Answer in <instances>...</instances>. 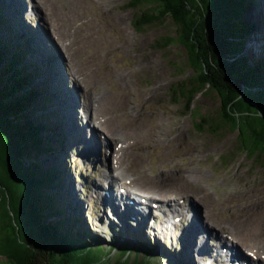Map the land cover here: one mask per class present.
I'll return each mask as SVG.
<instances>
[{"label": "rangeland", "instance_id": "1", "mask_svg": "<svg viewBox=\"0 0 264 264\" xmlns=\"http://www.w3.org/2000/svg\"><path fill=\"white\" fill-rule=\"evenodd\" d=\"M40 1V9L37 0L0 4L15 31L26 23L37 30L35 40L47 55L41 69L61 81H52L58 97L51 122L65 136L64 149L43 152L37 162L58 171L66 216L103 249L124 243L147 249L148 264H236L226 241L243 256L241 245L264 248V155L250 158L238 148L237 132L210 127L219 107L216 94L197 92L187 108L177 90L190 87L194 72L184 47L170 40L177 37L170 17L138 30L133 21L151 8L144 2L98 0L100 10L94 0ZM254 1L246 15L255 29L244 49L252 59L264 52V0ZM110 15L117 25L109 23ZM91 100L103 106L101 112ZM118 146L119 165L112 162ZM110 167L122 177L113 179ZM5 171L0 168V242L12 235L7 224L14 210L6 204L17 190V181L7 185ZM113 180L125 188L131 181L132 192L125 190L124 199ZM166 195L180 199L160 209ZM134 196L149 202L140 205ZM2 257L0 264H12Z\"/></svg>", "mask_w": 264, "mask_h": 264}, {"label": "trees", "instance_id": "2", "mask_svg": "<svg viewBox=\"0 0 264 264\" xmlns=\"http://www.w3.org/2000/svg\"><path fill=\"white\" fill-rule=\"evenodd\" d=\"M136 1L151 8L135 18L134 27L141 30L142 24L170 16L177 26L176 40L185 46L189 62L196 68L202 60L211 73L202 79L206 82L208 78L216 87L223 101V117L233 130L239 129L243 149L264 153V117L260 116L264 114V52L256 59L244 52L255 29L246 13L255 1ZM3 12L0 4V167L5 166L8 186L17 181L13 193L6 187L17 228L8 218L12 235L0 242V254L9 253L10 241L17 234L23 255L29 259L26 264H36V258L41 264H148L151 252L147 249L130 243L103 249L93 243L92 236L79 230L76 220L67 217L60 206L58 171L43 170L37 161L43 152L64 149L65 136L51 122L58 97L52 83L59 86L61 81L56 74L51 76L54 71L47 74L41 69L47 64L46 46L35 40L37 30L26 23L22 31H15L11 17ZM198 89L193 83L190 89L177 90L187 108ZM241 90L243 97L238 98ZM13 172L18 174L15 180Z\"/></svg>", "mask_w": 264, "mask_h": 264}, {"label": "water", "instance_id": "3", "mask_svg": "<svg viewBox=\"0 0 264 264\" xmlns=\"http://www.w3.org/2000/svg\"><path fill=\"white\" fill-rule=\"evenodd\" d=\"M198 1V0H197ZM153 6V5H152ZM187 9H189V11H192L194 12V10L190 7V6H187ZM168 15L166 16H163L161 17L160 19L164 18V17H167ZM170 17V16H168ZM159 19V20H160ZM171 19V18H170ZM172 20V19H171ZM173 24L175 25L174 21L172 20ZM176 27V33H177V37H178V32H177V26L175 25ZM177 37L176 38H171L170 40L173 41V42H176L178 44H180L179 42H177ZM182 45V44H181ZM183 46V45H182ZM184 49H185V52H186V62H187V65L192 69V71L194 72L193 76L191 77V80H190V87L189 88H186V89H190L193 85V83H195L199 89L197 90V92H200V93H205V92H209L211 94H216L219 98V107L217 109V116L212 119L213 120V123L210 124V127H212L213 129L218 126V127H221L223 126L224 128H227V129H230L232 130L233 132H237V140L239 142V145H238V148L243 151L246 155H248L250 158H254V157H261V155H264V153H259V152H256L254 154H252L250 151H245L243 149V146L240 142V132H239V129H236V130H233L231 128V126L227 125V122L225 120V118L223 117V101H222V98L221 96L219 95V93L217 92V89L216 87L212 86L211 82L209 81V79H205L206 82H204V79H202V76H209L211 77V73L207 72L206 71V68H205V63L200 60L199 61V65L195 68L193 67V65L189 62V59H188V53H187V50L185 48V46H183ZM196 52V51H195ZM198 52V50H197ZM185 88V87H184ZM197 92H193V94H196ZM192 94V95H193ZM191 95V96H192ZM243 97V94H242V90L240 91V95L238 98H242ZM192 98V97H190ZM191 100V99H190ZM190 106V104H189ZM188 106V107H189ZM230 106V105H229ZM228 106V107H229ZM227 107V108H228ZM261 117H264V114H260ZM2 132V126H1V123H0V134ZM1 160V159H0ZM2 163V162H1ZM1 163H0V166H1ZM5 167V166H2V168ZM1 168V167H0ZM13 178H16V174L13 173ZM1 186V185H0ZM2 189V187H1ZM3 201V200H2ZM1 201V202H2ZM9 208H10V204H9V200H8V203L6 204ZM10 215L8 216V218H11L12 219V225L13 226H16L15 222H14V215H13V211H11L10 209ZM17 228V226H16ZM14 240V241H13ZM12 241H10V247H11V250L9 251L8 254L4 255L3 260L8 262V263H12V264H26L25 261H28L29 259L28 258H25L24 255H23V251L21 250L22 247L20 248V246H22V240L19 239L18 235L16 234V238H14ZM19 254H21V256H19ZM33 261V260H32ZM35 263L36 264H41V261L39 260L38 261V258L35 259ZM29 264V263H28Z\"/></svg>", "mask_w": 264, "mask_h": 264}, {"label": "bare ground", "instance_id": "4", "mask_svg": "<svg viewBox=\"0 0 264 264\" xmlns=\"http://www.w3.org/2000/svg\"><path fill=\"white\" fill-rule=\"evenodd\" d=\"M90 1V0H89ZM90 2H92V1H90ZM89 2V3H90ZM88 3V2H87ZM92 3H95L96 5H99V6H97V7H99V9L100 10H102V8H100V3H99V1L98 0H94ZM91 3V4H92ZM42 4V5H41ZM40 5H41V7L43 6L44 7V3H42L40 0H37V3H36V7L38 8V9H40ZM87 5V4H86ZM90 5V4H89ZM93 5V4H92ZM91 5V6H92ZM102 6V5H101ZM95 7V6H94ZM87 8V7H86ZM45 9V8H44ZM96 9V8H95ZM105 10V9H104ZM100 13V12H99ZM106 13V12H105ZM85 15H86V13H85ZM108 21H109V23L110 24H112V25H117V18H115V15H110V17L108 18ZM97 33V32H96ZM102 34V33H101ZM64 47V49H65V46H63ZM66 50V49H65ZM64 50V51H65ZM65 53V52H64ZM66 55H67V53H66ZM67 57H68V60H69V66H70V62H71V60H70V57H69V54L67 55ZM71 67V66H70ZM92 101V100H91ZM95 103L97 104V106H95ZM92 104H93V106L95 107V109H96V111H97V113L100 111L101 112V110H102V108H101V110H99L100 109V107H103L101 104H98V101H92ZM103 105H104V103H103ZM88 106H89V101H88ZM108 111H110V109L108 110ZM95 113V112H94ZM99 115H101L100 113H99ZM109 116V115H108ZM97 125H99V123L97 124ZM99 126H101V125H99ZM138 146H139V144H138ZM142 148V147H141ZM111 149V151H112V148H110ZM123 146L121 147V146H118V149H117V152L115 153V155L113 156V158H112V162L114 161V164L115 163H117V165H119L120 163V161H121V158H122V155H123ZM116 166V165H115ZM114 167V166H113ZM113 167H110V169L108 170L109 172H108V174L110 173V171H111V173H110V176L113 178V179H118L119 178V176L120 177H122V173L121 172H119V173H117V175L115 176L114 174H113V172L112 171H117V170H119V168H115L114 170H113ZM117 169V170H116ZM123 169H121V171H122ZM115 171H114V173H115ZM108 174H104V175H108ZM108 179V177L106 178V180ZM121 179V178H120ZM119 179V180H120ZM122 180V179H121ZM108 181H112V180H108ZM113 182H110V185L112 184ZM120 184V186H122L121 185V183H119ZM126 184V183H125ZM129 184V183H128ZM130 184H131V181H130ZM130 184H129V188L128 187H123L122 186V188L123 189H125V190H130V189H132V185L130 186ZM128 186V185H127ZM108 191V196L110 197H113V194L111 193V189H110V191L109 190H107ZM131 191V190H130ZM132 192V191H131ZM141 197H143V196H141ZM151 197V196H150ZM118 199L121 201V202H123L124 200H123V198H122V196H120V197H118ZM149 198H147L146 197V200H145V202H144V204L145 205H147L148 204V202H149V200H148ZM180 198H179V196H172V195H166V196H163V198H161L160 199V201H161V203H160V206H159V208L160 209H162L163 207H167V208H169V204H171V202H176V201H178ZM135 201H138V200H135ZM140 202V201H139ZM138 202V203H139ZM125 203V202H124ZM126 203L127 204H129L127 201H126ZM177 203V202H176ZM129 205H132L133 207L134 206H138V204L137 203H135V202H132V204H129ZM151 205H154V206H156V207H158V205H159V203H151ZM205 217L207 218V221L209 222V221H211L210 219H209V214L207 213V214H205ZM210 223V222H209ZM207 232V231H206ZM209 232H211V231H209ZM208 232V233H209ZM223 237V236H222ZM227 238V237H226ZM231 239V238H230ZM229 239V240H230ZM239 246V245H238ZM258 247H252V249H250V248H247V247H244V245H241V246H239V247H241V249H242V251L246 254V255H248V256H251V258L254 260V261H257V260H259V255L260 256H264V248L263 247H259V245H257ZM225 247H226V249H228L229 251H230V253H231V255L234 257V261L236 262V264H246V259L244 258L246 255H241V253H239V251H237V249L235 250V253H233L232 252V246H230V244L229 243H227V241H226V244H225ZM248 247H250V246H248ZM236 254V255H235ZM263 261V260H262ZM262 261H260V262H262ZM256 263H258L259 264V261H257ZM248 264H252V263H248ZM261 264V263H260Z\"/></svg>", "mask_w": 264, "mask_h": 264}]
</instances>
